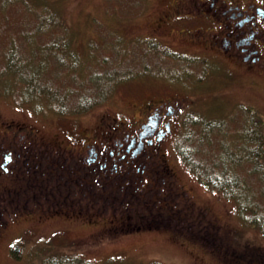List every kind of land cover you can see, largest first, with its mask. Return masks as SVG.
<instances>
[{
	"label": "flooded vegetation",
	"instance_id": "1",
	"mask_svg": "<svg viewBox=\"0 0 264 264\" xmlns=\"http://www.w3.org/2000/svg\"><path fill=\"white\" fill-rule=\"evenodd\" d=\"M153 6L151 36L185 66L170 93L147 95L126 114L101 110L85 121L81 113L65 120L71 125L63 138L44 137L15 119L0 121V250L12 229L18 235L9 246L21 238L41 257L82 224L68 219L87 223L102 241L156 223L210 264H223L217 252L243 250L236 227L197 201L167 150L188 117L217 115L203 105L255 97L264 82V0H157ZM236 85L241 93L231 96ZM236 102L248 109L245 117L254 116L255 104Z\"/></svg>",
	"mask_w": 264,
	"mask_h": 264
},
{
	"label": "rangeland",
	"instance_id": "2",
	"mask_svg": "<svg viewBox=\"0 0 264 264\" xmlns=\"http://www.w3.org/2000/svg\"><path fill=\"white\" fill-rule=\"evenodd\" d=\"M155 3L157 0H0V121L15 119L36 127L44 137H62L71 122L61 120L79 115L82 111L70 110L79 104L86 107L96 102L80 116L88 121L101 110L126 114L132 103L147 95L170 93V83L183 79L185 66L173 62L175 58L163 49L165 45L151 36ZM49 16L52 23L46 22ZM214 64L217 72L223 69ZM255 89V97H219L220 105H203L216 108L217 115L188 117L180 128L178 145L168 147L167 154L197 201L210 205L240 229L241 241L260 245L264 252V161L258 143L264 147V82ZM239 90L236 85L230 95H239ZM52 98L66 101L62 110L55 108ZM240 99L255 104L256 121L250 118L253 128L242 127L249 119L243 112L249 111L236 102ZM205 120L216 123L212 126ZM203 125L210 127L205 137ZM254 129L257 134L250 133ZM247 136L249 143L244 140ZM192 151L196 162L188 161ZM218 167L233 172L229 181L238 187L228 198L207 188L196 174L204 172L201 174L210 182L214 176L208 172ZM67 221L82 224L72 225L67 238H56L62 240V249L41 251V257L28 252L24 242L12 255L8 239L17 237L18 232L11 229L1 245L0 264H210L164 230L117 234L102 241L82 220ZM73 238L81 241L70 242Z\"/></svg>",
	"mask_w": 264,
	"mask_h": 264
},
{
	"label": "trees",
	"instance_id": "3",
	"mask_svg": "<svg viewBox=\"0 0 264 264\" xmlns=\"http://www.w3.org/2000/svg\"><path fill=\"white\" fill-rule=\"evenodd\" d=\"M61 23L63 24V21H61ZM44 94L46 96H50L48 93L47 94L44 93ZM55 102L64 104V100H60L59 102L55 100ZM208 132H209L208 130L203 131V137H205ZM250 133H254V132H250ZM255 134H257L256 131H255ZM249 139L250 138H248V136L246 138H244V140H246L247 142H248ZM258 143H261V145H260V159L262 158V160L264 161V155H263L264 154V147L262 146V142L259 141ZM258 143H255V144H258ZM255 144H253V145H255ZM254 150H256V146H255ZM251 153L253 154V156H255V151L253 152V149H252ZM186 155H187V153H186ZM256 156H258V154ZM188 161L189 162H195V161H191L189 159H188ZM262 165H264V162H262ZM257 167H259V166H257ZM229 168H231V167H229ZM213 171H209L208 174L209 173H213L214 174V180H217V179H220V178H225L226 180L223 182L224 184H229L232 187V189L236 188L237 185L233 184L232 181H229V180L232 179L231 176L233 175V172H228L227 168H223V167L213 168ZM215 171H217V172H215ZM201 173L204 174V172H198V175L200 176V178H202L203 180H206L204 175H202ZM262 176H264V175H262ZM213 182H216V181H213ZM236 197H237V200L240 203V199L238 198L237 195H236ZM157 226L158 225L156 223H153L151 225L152 228L147 227L145 230H162V229H165V227H162V226H158L157 227ZM133 231H137V230H132V229H131V231H129V230H119L117 234H125V233H128V232L130 233V232H133ZM174 234H175V231H174ZM191 240H188V241L189 242H193V243H198V241L195 240V239H191ZM248 247L249 246L244 245V246H242L243 250H241V251H239L237 253L230 252L229 255L228 254L225 255V253L224 254L223 253L222 254L217 253L216 256H217V259L219 260V262H223L224 261L223 264H264V258H262L264 255H259V254L251 255L250 254L252 252L251 249H253V248H248ZM226 261H227V263H226Z\"/></svg>",
	"mask_w": 264,
	"mask_h": 264
},
{
	"label": "bare ground",
	"instance_id": "4",
	"mask_svg": "<svg viewBox=\"0 0 264 264\" xmlns=\"http://www.w3.org/2000/svg\"><path fill=\"white\" fill-rule=\"evenodd\" d=\"M264 226V225H263Z\"/></svg>",
	"mask_w": 264,
	"mask_h": 264
}]
</instances>
